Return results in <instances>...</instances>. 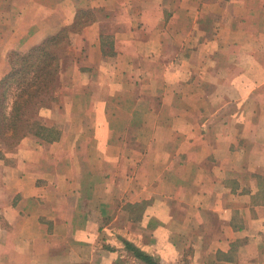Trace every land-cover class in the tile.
<instances>
[{
  "label": "crops",
  "instance_id": "crops-1",
  "mask_svg": "<svg viewBox=\"0 0 264 264\" xmlns=\"http://www.w3.org/2000/svg\"><path fill=\"white\" fill-rule=\"evenodd\" d=\"M70 26L52 137L0 143V264H264V0H0V80Z\"/></svg>",
  "mask_w": 264,
  "mask_h": 264
},
{
  "label": "trees",
  "instance_id": "trees-1",
  "mask_svg": "<svg viewBox=\"0 0 264 264\" xmlns=\"http://www.w3.org/2000/svg\"><path fill=\"white\" fill-rule=\"evenodd\" d=\"M74 27L63 28L25 53H9L10 71L0 80V143L5 147H15L27 135L52 137L51 131L45 134L36 117L56 100L60 62L71 43L70 34L76 31ZM124 243L144 263L162 264Z\"/></svg>",
  "mask_w": 264,
  "mask_h": 264
},
{
  "label": "rangeland",
  "instance_id": "rangeland-1",
  "mask_svg": "<svg viewBox=\"0 0 264 264\" xmlns=\"http://www.w3.org/2000/svg\"><path fill=\"white\" fill-rule=\"evenodd\" d=\"M177 254L179 255L175 256V259L177 261L175 264H186V248L182 251V253L181 251H177ZM178 261H180V263Z\"/></svg>",
  "mask_w": 264,
  "mask_h": 264
}]
</instances>
